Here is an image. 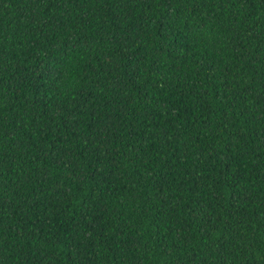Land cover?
Here are the masks:
<instances>
[{
    "label": "trees",
    "instance_id": "trees-1",
    "mask_svg": "<svg viewBox=\"0 0 264 264\" xmlns=\"http://www.w3.org/2000/svg\"><path fill=\"white\" fill-rule=\"evenodd\" d=\"M0 264H264V0H0Z\"/></svg>",
    "mask_w": 264,
    "mask_h": 264
}]
</instances>
